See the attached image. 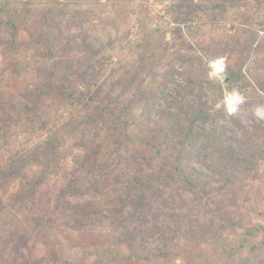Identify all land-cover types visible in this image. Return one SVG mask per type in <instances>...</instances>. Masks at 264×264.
Listing matches in <instances>:
<instances>
[{
    "label": "trees",
    "instance_id": "trees-1",
    "mask_svg": "<svg viewBox=\"0 0 264 264\" xmlns=\"http://www.w3.org/2000/svg\"><path fill=\"white\" fill-rule=\"evenodd\" d=\"M55 15L53 11L38 15L29 8L16 13L0 7V27H5L6 35L15 50H19L21 44L23 47H32L37 56L46 60L59 59L49 67L44 66L45 63L37 67L35 73L38 82L32 91L23 95L21 108L15 107L17 102L11 100L12 96L8 100L4 97L0 100V264H16L12 261L14 255L27 246L46 222L52 225L67 224L81 238L78 240L80 247L105 246L103 252L109 256L107 262L110 264H146L151 260L165 261L182 256L168 245L182 232L181 220L200 218L201 204L210 198L213 191L218 188L232 194L236 185L234 181L239 179V170H232L229 165L234 158L232 150L224 147L223 138L218 137L219 133H226V127L214 125L226 116L225 110L214 109L215 101L208 105L209 100L203 88L205 84L210 85L207 80L208 61H205L198 49L205 50L212 46L187 43L184 47L186 54L179 53L178 56L190 64L189 68L181 72L173 69L163 76L164 82H175V75H179L184 84H174L175 94L169 100L159 85L152 94L142 92L139 97L133 96L131 102L139 100L144 104L138 131L133 138L129 137L126 132L129 124L125 122L110 133V143L103 148L95 141L92 143L94 138L90 140L88 133L93 136L97 129V119L103 121L115 109L110 104L111 95L108 97L109 93L114 92L107 90L118 86L120 80L110 83L107 90L95 88L94 76L84 66L98 54L99 49L96 50L94 44H86L87 58L76 68V60H70L69 53L75 49L73 45L77 44V38H74L75 35L71 37V32L64 36V32L57 28ZM21 38L23 40L19 43ZM229 52H222L224 57L229 58L225 81L229 87L234 88L243 78L240 65L246 54L241 50L239 56L228 57ZM61 65L67 71L59 78L56 68ZM147 72L148 69L143 66L134 72L126 71L125 81L122 82L125 88L123 91L130 92L133 85L139 87L141 76ZM78 80L82 84L85 82L92 85L80 91ZM243 83L237 87L249 98L246 91L252 85L251 79ZM135 94L138 96L136 91ZM75 96L84 97L82 120L75 118V126L67 125L50 132L28 150L16 147V152H11L8 146L14 144L10 142L12 132L22 118L34 123V118L45 113L44 107L56 102L64 104L69 97ZM130 100L122 105V111H127ZM114 104L118 106L116 99ZM15 109L19 110L13 114ZM211 109L212 113L209 112ZM232 121L245 139L256 138L258 141L257 151L254 152L249 151L243 141L236 140L237 153L264 162V128L255 127L253 133L249 134L238 122ZM209 122L212 125L207 128ZM74 129L87 138V144L83 157L75 159V172L67 176L61 165L66 150H60V146L63 137ZM193 160L207 166L209 172L196 168L191 164ZM80 174L85 181L71 185ZM16 181L20 183L19 189L8 199H3ZM112 182L123 186V195L119 196V206L108 211V216L113 214L114 219L121 224L122 221L135 220L137 225L124 231L120 243L115 236H105L96 237L97 241L91 240L89 244V233H92L90 223L103 213L95 208L94 195ZM186 193L192 194V201ZM22 203H26L27 208L25 215L19 217L16 210ZM220 217L221 222L230 224L224 216ZM161 219L166 222L156 224ZM210 220L211 226H214L215 219ZM196 226V233H191L192 237L198 235L207 238L211 235L212 230L208 224L204 229L199 223ZM155 234L162 237L163 247L152 245L156 239L153 237ZM241 248L244 254L239 256L240 262H245L249 256L261 255L264 253V233L259 244L247 247L241 245Z\"/></svg>",
    "mask_w": 264,
    "mask_h": 264
},
{
    "label": "rangeland",
    "instance_id": "rangeland-1",
    "mask_svg": "<svg viewBox=\"0 0 264 264\" xmlns=\"http://www.w3.org/2000/svg\"><path fill=\"white\" fill-rule=\"evenodd\" d=\"M0 7L16 13L28 8L38 15L55 12L57 28L64 32V36L71 32L69 35H75L74 38H77V44L73 45L75 49L69 53V59L76 60V68L87 58L86 44H94L95 49H99L98 54L84 66V69H88L94 76L95 88L102 87V90H107L110 83L120 80L118 86L107 90L114 92L109 93L108 97L111 95L110 104H113L115 109L108 113L103 121L97 119V129L93 136L88 133L90 140L94 138L91 142L95 141L103 148L110 143V133L125 122L129 124L126 128L129 137L133 138L134 133L138 131L144 104L139 100L131 102L133 96L139 97L142 92L152 94L159 85L161 92L169 100L175 94L174 84H184L179 75H175V82H164L163 76L173 69L181 72L189 68L190 64L183 62L178 56L179 53L186 54L184 47L187 43L212 46L205 50L198 49L200 55L208 61L207 80L210 85L205 84L203 88L209 100L208 105L215 101L214 109L225 110L226 116L214 125L226 127V133H219L218 137L223 138L224 147L232 150L234 158L230 160L229 165L232 170H239V179L234 181L236 185L232 194H227L224 189L214 190L210 198L201 204L200 218L181 220L182 232L168 245L182 256L165 261L151 260L146 264H264V253L249 256L246 263L240 262L239 258L244 254L241 245L247 247L259 244L263 237L264 162L254 161L250 156L237 153L236 140L243 141L245 147L254 152L257 151L258 141L256 138L245 139L232 121L238 122L249 134L253 133L255 127L264 128V119L259 118L256 112L259 107H264V36L258 46L253 47L258 37L257 30H264V0H0ZM241 50L246 55L240 65L243 78L239 83L251 79L252 85L246 91L249 98L238 89L239 83L231 88L225 81L229 58L224 57L222 52L230 51L228 57H237ZM220 57L224 59L221 60ZM53 60L39 57L32 47H23L21 44L19 50H15L6 35L5 27H0V100L3 97L8 100V97L12 96L11 100L17 102L15 107L21 108L23 95L32 91L38 82L35 70L43 63L49 67L59 61L57 58ZM215 60L225 64V73L221 78L209 75V63ZM141 66L146 67L148 72L141 76L140 86L133 85L130 92L123 91L125 88L122 82L126 76L124 73L134 72ZM244 67L246 73L242 71ZM66 71L63 65L56 68L59 78L64 76ZM152 73L153 75L149 76ZM78 82L80 91H85L91 84H82L79 80ZM135 91L138 96L134 95ZM234 94L239 100L235 104V110L230 113L226 98ZM83 99V96H75L69 97L64 104H50L49 107H44L45 113L32 119L34 123L22 118L12 132L13 138L11 137L10 142L14 144L8 148L13 153L16 152V147H25L24 149L28 150L45 139L50 132L67 125L75 126L74 119L82 120L83 117ZM115 99L118 106L114 104ZM128 100L131 103L127 104V111L124 112L122 105ZM96 103L99 104V101ZM18 110L15 109L13 114ZM212 110L209 112L212 113ZM208 124L207 128L212 125L210 122ZM86 144L87 138L77 129L63 137L60 150L66 152L61 165L67 176L75 172V159L83 157ZM4 146L7 147V144ZM191 164L206 173L209 172V168L200 161L193 160ZM78 177L71 185L85 181L81 174ZM19 187L20 183L14 182L3 199H8ZM122 187L112 182L104 185L99 193L94 195L95 199L92 200L95 208L100 213L103 212V215L96 216L90 223L89 229L92 233H89V244L91 240L97 241L96 237L105 236H115L120 243L123 241L124 231H129L137 225L135 220L125 223L122 221L121 224L119 220L114 219L113 214L108 216V211L119 206V196L123 195ZM186 194L192 201V194ZM223 195L226 198H222ZM26 208V203L20 204L16 210L17 215L23 217ZM220 215L228 219L230 224L221 222ZM210 219H215L214 226H211ZM165 222L161 219L156 221V224ZM197 223L203 229L208 224L212 230L211 235L207 238H200L198 235L192 237L191 233H196ZM153 237L156 239L152 245L163 247L162 237L156 234ZM78 240L81 238L77 232L67 224L52 225L46 222L27 246L14 255L12 261L16 264H110L107 262L109 256L103 252L105 246L80 247Z\"/></svg>",
    "mask_w": 264,
    "mask_h": 264
},
{
    "label": "built area",
    "instance_id": "built-area-1",
    "mask_svg": "<svg viewBox=\"0 0 264 264\" xmlns=\"http://www.w3.org/2000/svg\"><path fill=\"white\" fill-rule=\"evenodd\" d=\"M257 35H258V37H257V40L255 41V43L253 44V47L258 46L260 39L264 36V30L263 29H258L257 30ZM209 69H210V71H209L210 77L221 78L224 75V73H225V64L222 61H219V60L211 61L209 63ZM242 71H243V73H246L245 72L246 71V67H244ZM231 96H233V95H228L227 98H230ZM227 98H226V100H227ZM226 104H227V102H226ZM227 109H228V111L230 113H232L235 110V109L234 110H230L228 106H227ZM259 109H262V111L264 112V107H259L257 109V111ZM257 116L259 117L258 114H257ZM262 119H264V118H262Z\"/></svg>",
    "mask_w": 264,
    "mask_h": 264
},
{
    "label": "bare ground",
    "instance_id": "bare-ground-1",
    "mask_svg": "<svg viewBox=\"0 0 264 264\" xmlns=\"http://www.w3.org/2000/svg\"><path fill=\"white\" fill-rule=\"evenodd\" d=\"M237 95L231 96L230 98H227V106L229 107L230 110H233L235 108V104H237V101L239 100L237 97ZM257 114L259 115V118H264V112L262 111V109H259L257 111Z\"/></svg>",
    "mask_w": 264,
    "mask_h": 264
}]
</instances>
